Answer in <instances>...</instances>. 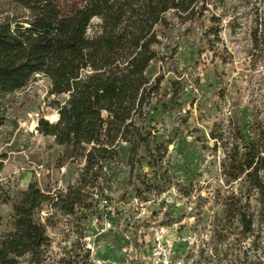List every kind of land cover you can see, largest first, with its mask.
Segmentation results:
<instances>
[{
  "label": "rangeland",
  "instance_id": "obj_1",
  "mask_svg": "<svg viewBox=\"0 0 264 264\" xmlns=\"http://www.w3.org/2000/svg\"><path fill=\"white\" fill-rule=\"evenodd\" d=\"M206 2L200 30L188 34L172 21L162 35L160 58L147 70L159 83L142 123L149 142L136 155L119 142L113 159L86 173L82 152L70 158L65 146L38 132L39 120L57 122L55 102L66 100L50 94L48 79L35 76L24 89L0 95V236L13 231V205L31 184L60 197L59 207L35 214L50 246L39 262L25 257L20 264H79L93 189L124 203L136 197L165 222H194L203 264H264V192L238 164L250 146L263 160L264 188V12L255 0ZM70 193L79 199L66 214Z\"/></svg>",
  "mask_w": 264,
  "mask_h": 264
},
{
  "label": "trees",
  "instance_id": "obj_2",
  "mask_svg": "<svg viewBox=\"0 0 264 264\" xmlns=\"http://www.w3.org/2000/svg\"><path fill=\"white\" fill-rule=\"evenodd\" d=\"M255 1L264 12V0ZM207 11L206 0H0V95L24 89L35 76L48 79L50 94L66 100L55 102L57 122L39 120L38 132L65 146L70 158L82 152L86 173L113 159L119 142L130 143L136 155L149 142L142 123L159 83L147 70L160 58L162 35L178 21L185 33H196ZM244 153L240 174L264 192L258 178L263 160L250 146ZM75 199L66 196V214ZM44 205L59 207L60 197L35 184L14 203L13 231L0 236V264L43 257L50 238L35 214Z\"/></svg>",
  "mask_w": 264,
  "mask_h": 264
},
{
  "label": "built area",
  "instance_id": "obj_3",
  "mask_svg": "<svg viewBox=\"0 0 264 264\" xmlns=\"http://www.w3.org/2000/svg\"><path fill=\"white\" fill-rule=\"evenodd\" d=\"M93 214L79 236V264H203V237L195 223L157 219L133 197L124 203L90 192Z\"/></svg>",
  "mask_w": 264,
  "mask_h": 264
},
{
  "label": "bare ground",
  "instance_id": "obj_4",
  "mask_svg": "<svg viewBox=\"0 0 264 264\" xmlns=\"http://www.w3.org/2000/svg\"><path fill=\"white\" fill-rule=\"evenodd\" d=\"M51 119H52V121H54V122L58 120V118L56 117V115L52 116Z\"/></svg>",
  "mask_w": 264,
  "mask_h": 264
},
{
  "label": "water",
  "instance_id": "obj_5",
  "mask_svg": "<svg viewBox=\"0 0 264 264\" xmlns=\"http://www.w3.org/2000/svg\"><path fill=\"white\" fill-rule=\"evenodd\" d=\"M56 117L59 119V116H58V114L56 115Z\"/></svg>",
  "mask_w": 264,
  "mask_h": 264
}]
</instances>
